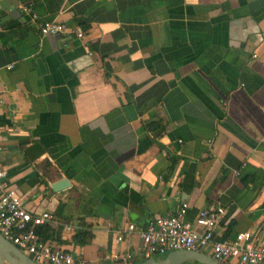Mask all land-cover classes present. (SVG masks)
Returning a JSON list of instances; mask_svg holds the SVG:
<instances>
[{
	"label": "crops",
	"instance_id": "obj_1",
	"mask_svg": "<svg viewBox=\"0 0 264 264\" xmlns=\"http://www.w3.org/2000/svg\"><path fill=\"white\" fill-rule=\"evenodd\" d=\"M0 89V165L30 211L92 233L52 228L74 264L145 259L117 232L182 202L264 243V0H0Z\"/></svg>",
	"mask_w": 264,
	"mask_h": 264
},
{
	"label": "built area",
	"instance_id": "obj_2",
	"mask_svg": "<svg viewBox=\"0 0 264 264\" xmlns=\"http://www.w3.org/2000/svg\"><path fill=\"white\" fill-rule=\"evenodd\" d=\"M22 10L29 13L31 9L24 5ZM31 17L37 22L41 36L73 32L79 39L84 37L81 27L70 31L66 23L56 19L37 18L35 13H31ZM187 208L188 204L182 202L175 212L154 216L144 228L128 223L125 229L117 232L115 242H120L124 233L136 231L145 259L165 256L176 249L204 251L208 248V254L223 264H264V243L254 242L251 231H241L227 239L214 237V228L225 214L224 207L209 204L198 212L194 221L186 217ZM41 225L62 228L69 234L81 227L78 223L62 222L47 210L33 212L26 208L23 195L9 183L5 169L0 165V234L40 264H74L75 257L70 252L40 238L36 228ZM113 258L122 264H129L131 255L114 254Z\"/></svg>",
	"mask_w": 264,
	"mask_h": 264
},
{
	"label": "water",
	"instance_id": "obj_3",
	"mask_svg": "<svg viewBox=\"0 0 264 264\" xmlns=\"http://www.w3.org/2000/svg\"><path fill=\"white\" fill-rule=\"evenodd\" d=\"M67 179L62 178L51 185L54 191L68 186ZM194 261L201 264H223L212 258L208 253L197 249H176L169 251L163 258L149 257L137 264H182ZM0 264H40L28 254L19 250L12 242L0 234Z\"/></svg>",
	"mask_w": 264,
	"mask_h": 264
},
{
	"label": "trees",
	"instance_id": "obj_4",
	"mask_svg": "<svg viewBox=\"0 0 264 264\" xmlns=\"http://www.w3.org/2000/svg\"><path fill=\"white\" fill-rule=\"evenodd\" d=\"M158 125H159V123L155 124V122H154V123H150L149 127L152 129V128L157 127ZM80 226L81 227L79 229H76L73 233H71V236H70L71 241L77 245H85L88 242H90V240L92 238V233L89 231V229L84 224H80ZM36 231H37V233L41 239L49 240L52 237L53 229L47 225H41V226H38L36 228ZM163 257H164V255H162L159 259H161ZM143 260L144 259H140L138 261H135L132 264H137L139 262H142ZM182 264H201V263L194 262V261H187V262H184Z\"/></svg>",
	"mask_w": 264,
	"mask_h": 264
},
{
	"label": "rangeland",
	"instance_id": "obj_5",
	"mask_svg": "<svg viewBox=\"0 0 264 264\" xmlns=\"http://www.w3.org/2000/svg\"><path fill=\"white\" fill-rule=\"evenodd\" d=\"M205 252H208V251L205 250ZM160 257H161V256H156L157 259H159Z\"/></svg>",
	"mask_w": 264,
	"mask_h": 264
}]
</instances>
